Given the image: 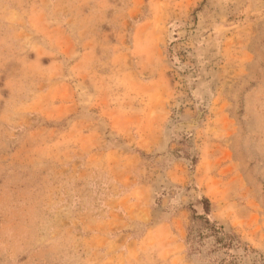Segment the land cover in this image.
<instances>
[{"label":"rangeland","instance_id":"1","mask_svg":"<svg viewBox=\"0 0 264 264\" xmlns=\"http://www.w3.org/2000/svg\"><path fill=\"white\" fill-rule=\"evenodd\" d=\"M0 264H264V0H0Z\"/></svg>","mask_w":264,"mask_h":264},{"label":"trees","instance_id":"2","mask_svg":"<svg viewBox=\"0 0 264 264\" xmlns=\"http://www.w3.org/2000/svg\"><path fill=\"white\" fill-rule=\"evenodd\" d=\"M206 213H209V212H206ZM198 219H202L204 221V226L210 235L217 237V235L220 231V228H222V227H220V228L216 227L215 222L211 221L210 218L208 216H206V214L205 215L204 214L196 215V211H194V214L192 216V220L195 221ZM195 230L198 232L197 234H195ZM200 236H203V233L202 232L200 233V229H193L191 227L189 229V232H188L187 240H191L193 242V241H195L196 237H200Z\"/></svg>","mask_w":264,"mask_h":264}]
</instances>
